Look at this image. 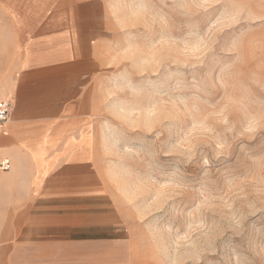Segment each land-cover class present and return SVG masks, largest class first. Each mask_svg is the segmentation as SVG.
Returning a JSON list of instances; mask_svg holds the SVG:
<instances>
[{
	"label": "rangeland",
	"instance_id": "1",
	"mask_svg": "<svg viewBox=\"0 0 264 264\" xmlns=\"http://www.w3.org/2000/svg\"><path fill=\"white\" fill-rule=\"evenodd\" d=\"M74 23L87 150L46 159L56 228L19 264H264V0H0L1 98Z\"/></svg>",
	"mask_w": 264,
	"mask_h": 264
},
{
	"label": "crops",
	"instance_id": "2",
	"mask_svg": "<svg viewBox=\"0 0 264 264\" xmlns=\"http://www.w3.org/2000/svg\"><path fill=\"white\" fill-rule=\"evenodd\" d=\"M74 25V32L67 28L50 35L49 56L33 57L8 92L10 110L0 126V159H8L10 168L0 175V238L28 240L0 245V254L9 255L6 264L24 262L15 255L49 252L47 246L24 244L56 228L54 206L47 197L56 180L49 174L56 169H50L46 159L87 150L81 143L88 141L83 131L90 112V34ZM34 190H45L44 197L34 198Z\"/></svg>",
	"mask_w": 264,
	"mask_h": 264
},
{
	"label": "built area",
	"instance_id": "3",
	"mask_svg": "<svg viewBox=\"0 0 264 264\" xmlns=\"http://www.w3.org/2000/svg\"><path fill=\"white\" fill-rule=\"evenodd\" d=\"M10 101L9 99L0 97V126H2L9 117ZM10 161L8 159H0V170H8Z\"/></svg>",
	"mask_w": 264,
	"mask_h": 264
}]
</instances>
